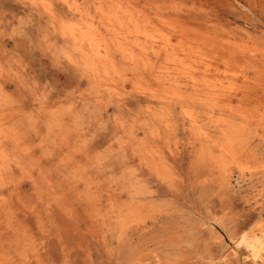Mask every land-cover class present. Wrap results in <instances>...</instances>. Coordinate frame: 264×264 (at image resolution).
Returning <instances> with one entry per match:
<instances>
[{
  "label": "rangeland",
  "instance_id": "obj_1",
  "mask_svg": "<svg viewBox=\"0 0 264 264\" xmlns=\"http://www.w3.org/2000/svg\"><path fill=\"white\" fill-rule=\"evenodd\" d=\"M0 264H264V0H0Z\"/></svg>",
  "mask_w": 264,
  "mask_h": 264
},
{
  "label": "bare ground",
  "instance_id": "obj_2",
  "mask_svg": "<svg viewBox=\"0 0 264 264\" xmlns=\"http://www.w3.org/2000/svg\"><path fill=\"white\" fill-rule=\"evenodd\" d=\"M233 130V129H232ZM262 210H263V208H262ZM240 237V236H239ZM238 243H239V241H238ZM237 245V244H236ZM235 246V245H234Z\"/></svg>",
  "mask_w": 264,
  "mask_h": 264
}]
</instances>
